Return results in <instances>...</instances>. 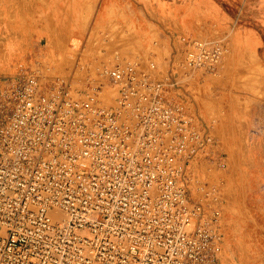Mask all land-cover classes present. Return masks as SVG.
Masks as SVG:
<instances>
[{
	"label": "built area",
	"instance_id": "1",
	"mask_svg": "<svg viewBox=\"0 0 264 264\" xmlns=\"http://www.w3.org/2000/svg\"><path fill=\"white\" fill-rule=\"evenodd\" d=\"M187 43V66L218 72L223 46ZM165 80L118 55L80 90L38 62L8 80L0 264H220L219 188L188 173L215 139Z\"/></svg>",
	"mask_w": 264,
	"mask_h": 264
},
{
	"label": "rangeland",
	"instance_id": "2",
	"mask_svg": "<svg viewBox=\"0 0 264 264\" xmlns=\"http://www.w3.org/2000/svg\"><path fill=\"white\" fill-rule=\"evenodd\" d=\"M165 1V10H157L154 0L84 2V26L67 51L51 60L40 53L27 62L23 60L32 55L20 45L8 56L10 68L0 91L21 66L37 62L51 77L68 78L75 90L116 55L142 65L154 62L159 77L166 79L168 100L188 107L215 139L212 154L192 162L188 173L192 187L197 179L219 188L220 264H264V0ZM127 10L153 18L163 40L154 37L150 48L129 53L103 31L104 25L97 26L122 20ZM194 39L223 46L217 73L187 66L186 40Z\"/></svg>",
	"mask_w": 264,
	"mask_h": 264
},
{
	"label": "crops",
	"instance_id": "3",
	"mask_svg": "<svg viewBox=\"0 0 264 264\" xmlns=\"http://www.w3.org/2000/svg\"><path fill=\"white\" fill-rule=\"evenodd\" d=\"M92 1L0 0V80L10 68L8 56L20 45L23 52L32 55L23 60L27 62H33L40 53L51 57L50 60L54 55L64 54L69 44L74 42L75 34L84 26L80 6ZM145 1L148 3L152 0ZM154 7L165 10L167 2L154 0ZM164 22L169 26V20L165 19ZM170 25L178 28L175 22ZM97 26H103V31L112 34L129 53L150 48L154 37L163 40L158 32L160 25L153 18L132 16L129 10L122 20L105 24L100 22Z\"/></svg>",
	"mask_w": 264,
	"mask_h": 264
},
{
	"label": "bare ground",
	"instance_id": "4",
	"mask_svg": "<svg viewBox=\"0 0 264 264\" xmlns=\"http://www.w3.org/2000/svg\"><path fill=\"white\" fill-rule=\"evenodd\" d=\"M210 133H211V131H210ZM212 134V133H211ZM212 136H213V134H212Z\"/></svg>",
	"mask_w": 264,
	"mask_h": 264
}]
</instances>
